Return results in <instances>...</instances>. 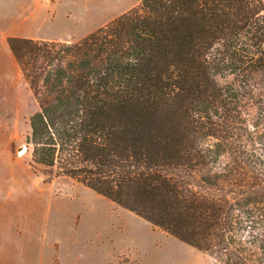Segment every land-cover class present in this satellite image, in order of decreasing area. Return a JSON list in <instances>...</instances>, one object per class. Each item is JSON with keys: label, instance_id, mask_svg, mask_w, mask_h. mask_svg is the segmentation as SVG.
<instances>
[{"label": "trees", "instance_id": "trees-1", "mask_svg": "<svg viewBox=\"0 0 264 264\" xmlns=\"http://www.w3.org/2000/svg\"><path fill=\"white\" fill-rule=\"evenodd\" d=\"M7 45L38 105L32 166L214 264H264V95L251 126L244 115L264 74L263 0H142L79 39Z\"/></svg>", "mask_w": 264, "mask_h": 264}, {"label": "rangeland", "instance_id": "rangeland-1", "mask_svg": "<svg viewBox=\"0 0 264 264\" xmlns=\"http://www.w3.org/2000/svg\"><path fill=\"white\" fill-rule=\"evenodd\" d=\"M111 1L0 0V264H214L71 177L32 166L25 138L38 105L7 38L79 39L118 16L109 13ZM216 81L240 83L231 74ZM247 91L251 126L263 73L250 77Z\"/></svg>", "mask_w": 264, "mask_h": 264}, {"label": "crops", "instance_id": "crops-1", "mask_svg": "<svg viewBox=\"0 0 264 264\" xmlns=\"http://www.w3.org/2000/svg\"><path fill=\"white\" fill-rule=\"evenodd\" d=\"M141 0H114L108 3L110 10V14L120 15L129 9L137 6V4Z\"/></svg>", "mask_w": 264, "mask_h": 264}, {"label": "water", "instance_id": "water-1", "mask_svg": "<svg viewBox=\"0 0 264 264\" xmlns=\"http://www.w3.org/2000/svg\"><path fill=\"white\" fill-rule=\"evenodd\" d=\"M23 149H25V147H23V146H22V147H20V151H22Z\"/></svg>", "mask_w": 264, "mask_h": 264}, {"label": "bare ground", "instance_id": "bare-ground-1", "mask_svg": "<svg viewBox=\"0 0 264 264\" xmlns=\"http://www.w3.org/2000/svg\"><path fill=\"white\" fill-rule=\"evenodd\" d=\"M25 152V150L23 149L20 153H24Z\"/></svg>", "mask_w": 264, "mask_h": 264}]
</instances>
